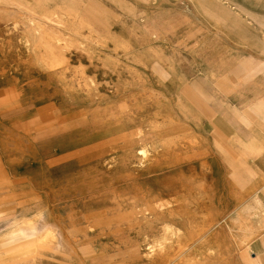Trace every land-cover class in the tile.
<instances>
[{
    "label": "rangeland",
    "instance_id": "1",
    "mask_svg": "<svg viewBox=\"0 0 264 264\" xmlns=\"http://www.w3.org/2000/svg\"><path fill=\"white\" fill-rule=\"evenodd\" d=\"M263 69L264 0H0V264H255L202 94Z\"/></svg>",
    "mask_w": 264,
    "mask_h": 264
},
{
    "label": "crops",
    "instance_id": "2",
    "mask_svg": "<svg viewBox=\"0 0 264 264\" xmlns=\"http://www.w3.org/2000/svg\"><path fill=\"white\" fill-rule=\"evenodd\" d=\"M221 81L214 88L210 87L208 93L202 94L207 97L204 99L208 103L205 112L221 134L245 147L246 157L252 160L251 167L257 184L254 202L264 214V69L240 79L224 78ZM0 198L6 199V195ZM3 201L6 202L0 200V204ZM262 225L261 233L248 244L240 258H251L255 264H264Z\"/></svg>",
    "mask_w": 264,
    "mask_h": 264
},
{
    "label": "bare ground",
    "instance_id": "3",
    "mask_svg": "<svg viewBox=\"0 0 264 264\" xmlns=\"http://www.w3.org/2000/svg\"><path fill=\"white\" fill-rule=\"evenodd\" d=\"M32 30V29H31ZM26 36V35H25ZM38 37V36H37ZM45 40V39H44ZM31 42V41H30ZM35 44V43H34ZM53 48V47H51ZM51 52V51H50ZM10 54V53H9ZM13 58V57H12ZM13 60V59H12ZM37 60V59H36ZM53 60V59H52ZM16 61V60H15ZM61 61V60H60ZM13 62V61H12ZM119 78V77H118ZM135 140V139H134ZM133 143H136V142H133ZM129 155V154H128ZM134 159V158H133Z\"/></svg>",
    "mask_w": 264,
    "mask_h": 264
}]
</instances>
